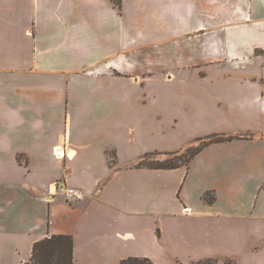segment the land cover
Returning <instances> with one entry per match:
<instances>
[{
  "label": "crops",
  "instance_id": "0c3cea01",
  "mask_svg": "<svg viewBox=\"0 0 264 264\" xmlns=\"http://www.w3.org/2000/svg\"><path fill=\"white\" fill-rule=\"evenodd\" d=\"M173 69L199 90L170 127L191 129L156 149L151 115L126 124L125 85L184 84ZM212 135L230 139L186 166L137 167ZM59 235L74 264H264V0H0V264H30Z\"/></svg>",
  "mask_w": 264,
  "mask_h": 264
},
{
  "label": "rangeland",
  "instance_id": "374dc122",
  "mask_svg": "<svg viewBox=\"0 0 264 264\" xmlns=\"http://www.w3.org/2000/svg\"><path fill=\"white\" fill-rule=\"evenodd\" d=\"M219 68H214V66H201L198 67L200 71L199 73L206 72L207 75H214L216 73L225 72L226 67H223L221 64L219 65ZM190 67V66H189ZM211 67V68H210ZM176 68V67H175ZM186 68V66H184ZM197 69V68H195ZM188 72V71H187ZM187 72H181L177 69H173V74L177 80H185L184 84L180 85H173L172 88L170 85L168 86L164 80H163V74L164 73H157L150 77V80L139 81V87H134L131 84H128L126 82L125 90L130 95V100L126 99V102H129L126 106L125 111V118H126V124H128L130 121H134V116L139 115L141 117H145L148 115H151V123L154 124V128L156 130V134L152 136V139L147 142L148 144H154L156 146V149H163V148H169L173 146H179L183 144V141L186 140L187 132L190 127L184 126L181 124V126H176L175 128L171 129V118L172 115H183L186 114L183 113L184 106L186 105V99L187 95L184 92H187L188 94L196 93L199 89L197 87H193V82L188 77L190 76V73ZM190 72V71H189ZM194 72V71H193ZM203 76V75H202ZM174 78V77H173ZM172 76L168 75L167 80H171ZM166 80V81H167ZM176 81V80H175ZM183 85V86H182ZM118 88H121L118 86ZM169 90L167 94H165V91ZM157 94L160 97L157 98H149L150 94L154 93ZM139 93V97L137 96ZM144 93H146V96H144ZM174 93V94H173ZM137 94V95H136ZM174 96L173 99L166 98L165 95ZM180 94L182 98L180 97ZM173 102L176 105H170L169 102ZM183 105V106H182ZM185 139V140H184ZM200 141H196L192 144V147H196L199 144ZM152 158H155L156 160L165 159L166 154L165 152H161L160 155L157 156H150L147 158V161L153 160Z\"/></svg>",
  "mask_w": 264,
  "mask_h": 264
},
{
  "label": "trees",
  "instance_id": "16d2710c",
  "mask_svg": "<svg viewBox=\"0 0 264 264\" xmlns=\"http://www.w3.org/2000/svg\"><path fill=\"white\" fill-rule=\"evenodd\" d=\"M111 1L118 10H121V0ZM229 139L230 137H225L223 135H212L198 139L197 141L200 142L196 147L189 146L178 151L165 152V159L156 160L155 158H152L153 160L147 161V158L150 156L154 157L160 155V153L149 154L138 162L137 167L171 170L186 166L206 145L223 142ZM204 200L211 202L213 198L210 194H206L204 195ZM30 264H74L72 260V238L65 235L51 236L35 243L32 248ZM120 264L153 263L148 259L127 258L122 260ZM195 264H215V261L204 260Z\"/></svg>",
  "mask_w": 264,
  "mask_h": 264
},
{
  "label": "built area",
  "instance_id": "2783aa9c",
  "mask_svg": "<svg viewBox=\"0 0 264 264\" xmlns=\"http://www.w3.org/2000/svg\"><path fill=\"white\" fill-rule=\"evenodd\" d=\"M53 155L56 159L64 160L71 159L68 151L61 147H55L53 149ZM74 155V152H73ZM55 189L59 192L66 203H77L83 200V194L81 191L68 186L65 180H58L54 183ZM187 209H185L186 211Z\"/></svg>",
  "mask_w": 264,
  "mask_h": 264
},
{
  "label": "bare ground",
  "instance_id": "6f19581e",
  "mask_svg": "<svg viewBox=\"0 0 264 264\" xmlns=\"http://www.w3.org/2000/svg\"><path fill=\"white\" fill-rule=\"evenodd\" d=\"M70 156H72V154Z\"/></svg>",
  "mask_w": 264,
  "mask_h": 264
}]
</instances>
